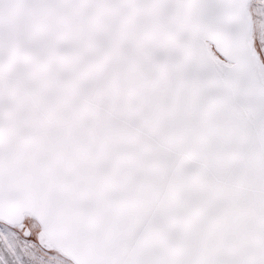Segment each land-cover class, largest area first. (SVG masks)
Listing matches in <instances>:
<instances>
[{
    "label": "snow or ice",
    "instance_id": "snow-or-ice-1",
    "mask_svg": "<svg viewBox=\"0 0 264 264\" xmlns=\"http://www.w3.org/2000/svg\"><path fill=\"white\" fill-rule=\"evenodd\" d=\"M0 264H264V0H0Z\"/></svg>",
    "mask_w": 264,
    "mask_h": 264
}]
</instances>
